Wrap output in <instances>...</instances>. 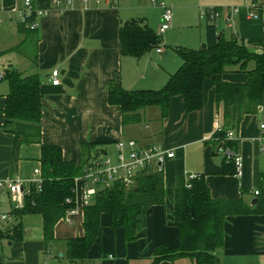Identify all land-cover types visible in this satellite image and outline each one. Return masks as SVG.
<instances>
[{
	"label": "crops",
	"instance_id": "obj_1",
	"mask_svg": "<svg viewBox=\"0 0 264 264\" xmlns=\"http://www.w3.org/2000/svg\"><path fill=\"white\" fill-rule=\"evenodd\" d=\"M32 2L49 8L48 14L38 20L34 32L22 30L12 19L10 11L20 9L23 0H0V55L13 51L23 60L16 66L9 64L0 73L4 77V71L13 68L23 76L40 77L41 143L59 146L63 160L76 166L83 163L82 148L86 145L98 146L116 163L117 143L128 140L135 141L139 148L162 146L172 150L174 157L163 166L164 202L151 207L138 225L141 236L126 242L124 230L108 226V217L102 215L101 237L92 243L84 260L72 262L66 257L64 241L83 236V211L71 215L70 223L64 221L65 216L57 222L54 240L49 245L44 242L41 216H16L14 213L22 209L24 200L22 207L16 208L4 185L19 180L26 195L39 191L29 180L33 178V170L40 167V146L22 145L13 158V136L0 129V264H151L157 246L173 249L179 242V231L171 216L178 177L202 176L212 199L242 198L252 207L251 201L258 196L254 194L258 192L255 176L264 174V139L260 130L264 124V93L258 110L243 116L237 129L232 130L231 141L235 142V152L241 159L240 173H236L234 166V174H223V170H230L229 162L233 161L225 157L224 142L214 139L217 128L224 125L223 106L216 102L209 81L205 84L203 107L190 113H185L181 96H173L165 117L160 107L149 106L138 112L139 122L124 124L119 107L108 104L107 86L115 76L125 91L159 90L180 67L177 48L173 51L168 46L167 31L160 39L168 49L159 53L153 48L133 58L119 51V29L129 20H142L156 34L154 29L162 14L159 7L152 6L149 0H90L88 5L75 0L69 6L56 7L51 0ZM164 2L172 8L170 29L188 33L183 35L184 41L178 48L199 50L201 43L206 46L211 27L217 37L220 35L226 41L235 38L256 53L264 51L260 47L264 45V11L258 10L264 6V0ZM232 7L238 12L227 23L223 18ZM252 7L257 9L256 19L249 17ZM204 9L222 12L215 25L199 20ZM254 66L250 61L246 68L253 70ZM53 70L60 73L57 86L51 84ZM221 80L243 84L246 74L239 65H234L227 68ZM8 93L9 84L2 78L0 127L4 123ZM93 152L89 150V155ZM18 226L20 239L9 240L7 236ZM105 227L114 230L113 233L105 234ZM223 233V248L217 254L220 264H264V215L227 217ZM158 264L193 263L188 258H179Z\"/></svg>",
	"mask_w": 264,
	"mask_h": 264
},
{
	"label": "trees",
	"instance_id": "obj_2",
	"mask_svg": "<svg viewBox=\"0 0 264 264\" xmlns=\"http://www.w3.org/2000/svg\"><path fill=\"white\" fill-rule=\"evenodd\" d=\"M21 29L24 30L22 26ZM209 33L211 38L204 49H176L182 63L159 90L125 91L117 76L111 80L107 86V101L109 105L119 107L124 124L139 122L138 112L149 106L160 107L165 117L173 96H181L185 113L200 110L205 102V84L209 81V87L215 90L216 102L223 106L224 125L214 139L222 140L225 148L236 151L235 142L225 140V134L236 130L243 116L256 112L262 103L264 51L256 53L235 38L230 41L222 37L217 39L211 27ZM160 41V37L142 20H129L119 29V51L133 58H139L153 48L158 49ZM250 61L255 64L253 70L246 68ZM234 65H239L246 74L243 84L221 80L227 68ZM3 78L9 84V93L0 129L13 136V158L22 145L40 146V190L26 195L22 209L14 214L19 217L28 214L41 216L44 242L49 245L54 240L55 224L70 207L65 200L72 197L74 178L81 174L82 165L91 155L89 150H94V155L104 154V151L96 145H86L82 148L84 159L81 166L64 161L59 146L41 143L40 77L37 74L23 76L8 68ZM229 166L230 170H223V174H234L233 163L229 162ZM255 185L259 194L257 202L250 207L242 198L212 199L202 176L193 179L178 177L171 216L179 231V242L173 249L157 246L151 264L179 258H188L193 264H220L217 254L223 248L225 219L237 215H264V174L255 176ZM164 194L163 175L153 171L140 172L129 187L116 183L110 189L97 191L93 202L82 209L83 236L64 241L66 257L72 262L86 258L92 243L102 235V215L108 217V226L124 230L126 242L136 240L141 236L138 225L151 207L163 204ZM20 237V226L7 236L11 241Z\"/></svg>",
	"mask_w": 264,
	"mask_h": 264
},
{
	"label": "built area",
	"instance_id": "obj_3",
	"mask_svg": "<svg viewBox=\"0 0 264 264\" xmlns=\"http://www.w3.org/2000/svg\"><path fill=\"white\" fill-rule=\"evenodd\" d=\"M75 0H51L53 6L64 4L71 5ZM84 5H88L90 0H80ZM99 2V0H96ZM152 6L159 7L162 10L160 24L156 35L161 38L171 28L172 8L167 5L164 0H149ZM258 10L264 11V6ZM256 7L250 9L249 17L252 19L258 18ZM49 8L35 6L32 0H23L20 9L10 11L12 19L20 26L30 32L38 29V20L46 16ZM238 9L235 7L229 8L224 15V21L230 23L232 18L237 14ZM222 16V12L217 9H204L199 13V20L202 22L214 23ZM161 51L159 48L156 50ZM59 71L51 72V84L57 86L59 84ZM3 74L0 73V80ZM261 139H264V124L260 125ZM222 128H217L216 132H221ZM225 140L233 139V132L227 131ZM118 154L116 163H113L110 157L106 154H92L84 165H82L81 174L74 178V187L72 189V197L67 198L65 203L70 205L67 209L64 221L70 223V216L78 213L84 207L89 206L99 190L110 189L114 184L118 183L124 187H129L134 183L135 177L142 171H153L163 174V166L166 161L174 157L172 150L165 149L162 146L155 145L146 148H139L135 141H119L117 143ZM127 150V151H126ZM224 154L227 160H231L236 168V173H240L241 159L239 155L229 149H224ZM190 179L196 176H190ZM29 182L36 185L40 190L42 183L40 168L33 170V178ZM10 194L11 200L15 203L16 208L22 207L26 193L23 191V182L16 180L5 183L4 185ZM255 195L259 193L254 192ZM5 216L2 217L4 219Z\"/></svg>",
	"mask_w": 264,
	"mask_h": 264
},
{
	"label": "rangeland",
	"instance_id": "obj_4",
	"mask_svg": "<svg viewBox=\"0 0 264 264\" xmlns=\"http://www.w3.org/2000/svg\"><path fill=\"white\" fill-rule=\"evenodd\" d=\"M197 22L198 23H200L199 22V20L197 19ZM159 24H160V19L159 20H157V23H156V28L154 29L155 31H156V33H157V30H158V26H159ZM183 31H173L172 29H169L167 32H166V39H167V37H168V39H169V42L170 43H168L169 45V47L170 48H172L173 49V51L176 49V48H178V47H180L179 46V44L182 42V41H184L183 40V35L184 34H188V33H182ZM165 38V37H164ZM8 40V39H7ZM5 42V41H4ZM7 43H10V41H6ZM204 43H201L200 44V48L202 47V45H203ZM159 48H160V50L161 49H168V48H165L164 47V45H163V41L161 40L160 41V44H159ZM22 60V58L20 57V55L19 54H16V52H11V53H8V54H5V55H0V71H2L3 70V68H5L6 66H8L9 64H11V65H14V66H16V64H17V62L18 61H21ZM23 61V60H22ZM20 64V63H19ZM113 157V156H112ZM106 231H110L111 233H113V231L114 230H112V229H110L109 227H105V230H104V233L105 234H107L106 233ZM119 231V230H118Z\"/></svg>",
	"mask_w": 264,
	"mask_h": 264
},
{
	"label": "water",
	"instance_id": "obj_5",
	"mask_svg": "<svg viewBox=\"0 0 264 264\" xmlns=\"http://www.w3.org/2000/svg\"><path fill=\"white\" fill-rule=\"evenodd\" d=\"M217 39H220V35L217 37ZM204 48H205V44L202 45L201 49H204ZM256 202H257V199H253L251 201V206H253Z\"/></svg>",
	"mask_w": 264,
	"mask_h": 264
}]
</instances>
